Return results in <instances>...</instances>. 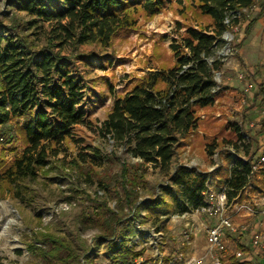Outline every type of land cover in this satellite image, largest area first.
I'll return each mask as SVG.
<instances>
[{
  "label": "trees",
  "instance_id": "16d2710c",
  "mask_svg": "<svg viewBox=\"0 0 264 264\" xmlns=\"http://www.w3.org/2000/svg\"><path fill=\"white\" fill-rule=\"evenodd\" d=\"M17 1L19 10L31 20L12 17L8 26L0 23V195L22 202L29 195L24 183L47 175L51 160L74 144L71 128L84 123L87 85L67 69L75 60H91L92 55L80 48L87 44L108 48L117 33L134 30L138 18H152L171 5L183 17L186 14L185 21L188 11L198 21L197 27L183 24L179 42L170 45L172 68H158L159 72H150L132 87L115 93L105 120L95 128L111 149L92 151L101 173L87 174L98 178L99 190L111 194L113 208L105 195H85L91 209L77 217L69 238L38 226L27 245V251L38 257L37 264H100L102 256L107 264H146L138 263L141 252L128 246L129 237L135 235L133 223L143 209L139 201V189L145 186L143 167L154 166L170 183L145 209L155 211L163 205L167 212L175 205L186 212L204 207L210 175L183 165L173 167L172 162L181 141L198 130L199 111L211 108L225 89L212 74L218 71L219 62L210 65L207 58L232 28L242 31L234 49L242 48L264 13V0H186V4L182 0H141L138 5L130 0H49L54 5L48 0ZM255 10L258 12L251 17ZM43 22L49 30L45 45L38 48L26 29ZM64 46L68 53L63 56ZM258 75H244L253 91L242 108L241 120L227 122L220 129L232 131L233 138L217 134L204 145L208 157L225 147L236 152L243 147L244 160L228 154L225 160L232 161L230 168L214 170L216 177L224 179L228 201L244 199L241 192L264 152L257 138L264 134V74L257 83ZM252 109L260 115L256 130L251 125L255 120ZM11 153L18 154L7 161L6 154ZM86 164L75 160L72 167L81 173L85 167L91 171ZM113 164L118 173L109 177L105 166ZM253 180L264 191V161ZM173 190L178 194L172 195ZM82 226L95 230L90 240L81 236ZM100 248L102 254L98 253ZM229 262L264 264V252L248 259L246 255L230 258Z\"/></svg>",
  "mask_w": 264,
  "mask_h": 264
},
{
  "label": "rangeland",
  "instance_id": "374dc122",
  "mask_svg": "<svg viewBox=\"0 0 264 264\" xmlns=\"http://www.w3.org/2000/svg\"><path fill=\"white\" fill-rule=\"evenodd\" d=\"M140 1L130 0L132 5H138ZM182 1L187 3L186 0ZM48 2L54 5L51 1ZM257 12L258 10H255L251 17ZM193 15L188 11V20L185 21L186 14L183 17L171 5L152 18H138L137 27L117 33L108 48L99 44H87L80 48L81 52H89L92 55L91 60H75L73 64H68L67 69L78 79L82 77L87 85L88 96L83 105L84 123L71 128L74 144L51 160L47 175L41 174L36 180L24 183L29 195L23 202L8 194L0 195V264H37L38 257L27 251V245L33 240L38 226L69 238L70 233H74L77 217L88 214L91 209L85 195L91 198L94 193H98L99 197L105 195L108 205L113 208L115 203L111 194L99 190L98 178L87 174L101 173L93 160L92 151L99 149L109 152L111 149V145L95 133V128L105 120L115 93L124 91L126 86L132 87L150 72H159L158 68H172L174 59L170 45L179 42L184 33L183 24L197 27L198 21H195ZM12 17L21 21L31 20L29 15L19 10L17 0H0L1 25L8 26ZM36 26L27 28L26 31L37 47L41 48L45 45L49 25L43 22ZM1 31L3 30L0 29ZM242 36V31L238 32L236 28L225 32L222 36L223 42H218L212 55L207 58L206 61L210 65L215 61L219 62L218 71L214 70L212 74L216 83L225 89L217 95L211 108L199 111L201 122L198 130L181 141V147L172 162L173 167L183 165L202 174H209L207 187L214 193L221 191L225 186L224 179L216 177L218 173L214 170L224 171L230 168L232 161L230 163L225 160L228 154L244 160L243 147L238 152L234 148L225 147L213 157H208L204 145L217 134L219 138H233L232 131L220 129L227 122L241 120L242 108L252 96L253 90L248 89L244 75L252 72L257 75L259 72L256 76L258 83L259 76L264 74V13L247 36L242 48L235 50L234 45ZM67 53L68 49L64 46L60 54L64 56ZM250 112L255 114L251 125L256 130L259 128L257 122L260 115L255 109ZM257 138L262 142L261 145H264V134ZM245 144H248L247 138ZM17 154H6L7 161H11ZM75 160L79 163L85 161L86 165L91 166V171H88L87 167L83 173L75 170L72 167ZM105 168L108 169L105 172L109 177L118 173L115 164ZM143 172L145 186L139 189V201L143 202V209L139 219L133 223L135 235L129 237L128 244L135 251L141 252L138 263L214 264L213 253L206 242L205 230L214 225L216 219L198 209L185 212L175 205L167 212L163 205L155 211L145 209L170 183L150 164L143 167ZM255 182L253 180L251 184L254 185ZM177 194L178 192L173 190L172 195ZM164 198L169 199L166 194ZM257 199L251 201L258 202ZM234 222L248 225L249 228L254 227L253 217L244 213H237ZM79 228L81 236L87 240L95 233V230L88 226ZM258 232L264 234V226L259 228ZM230 241L229 250L234 251L236 244ZM98 253L102 254L101 248ZM247 253V259L256 255L250 251ZM225 260L223 264H230L229 257ZM99 263L107 264L103 256Z\"/></svg>",
  "mask_w": 264,
  "mask_h": 264
},
{
  "label": "built area",
  "instance_id": "2783aa9c",
  "mask_svg": "<svg viewBox=\"0 0 264 264\" xmlns=\"http://www.w3.org/2000/svg\"><path fill=\"white\" fill-rule=\"evenodd\" d=\"M263 161L264 152L257 165L252 169L248 186L251 185V181ZM204 202V207L199 209L201 213L216 219V223L205 230L206 242L213 253L214 264H223L227 257L243 259L245 255L249 254L246 250L256 255L264 252V234L258 232V229L264 226V208L257 207L260 202H239L237 199L228 201L225 189L214 193L208 188ZM237 213L260 218L257 220L258 226L249 228L248 225L234 222ZM230 240L236 244L234 251L229 250Z\"/></svg>",
  "mask_w": 264,
  "mask_h": 264
},
{
  "label": "crops",
  "instance_id": "0c3cea01",
  "mask_svg": "<svg viewBox=\"0 0 264 264\" xmlns=\"http://www.w3.org/2000/svg\"><path fill=\"white\" fill-rule=\"evenodd\" d=\"M224 187L225 186H223L222 189H225ZM241 194H242V196H244V199L242 201L249 202L252 199L258 198L257 200H258V202H260V206H258V208H264V191L259 185H255V184L252 185L251 184L248 187H246L241 192ZM259 219L256 217H253L254 226H258L257 220H259Z\"/></svg>",
  "mask_w": 264,
  "mask_h": 264
}]
</instances>
